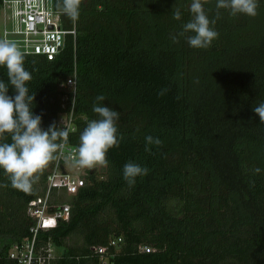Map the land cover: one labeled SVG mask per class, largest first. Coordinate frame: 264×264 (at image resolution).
<instances>
[{
    "label": "trees",
    "instance_id": "trees-1",
    "mask_svg": "<svg viewBox=\"0 0 264 264\" xmlns=\"http://www.w3.org/2000/svg\"><path fill=\"white\" fill-rule=\"evenodd\" d=\"M190 4L82 0L77 21L60 13L63 28L74 25V41L66 34L51 60L22 53L42 130L56 126L59 84L73 69L74 114L83 118L66 142L78 147L88 122L99 118L92 111L98 95L119 113V146L107 151L102 174L88 169L74 194L51 197L69 205V216L39 229L36 243L49 240L62 250L56 264H97L90 247L111 237L121 239L112 264H264V125L253 111L264 103V0L255 17L220 10L219 19L216 0H205L219 34L206 49L179 36ZM176 8L180 20L173 19ZM0 81L14 97L6 66ZM147 136L162 144L147 145ZM4 137L0 143H11ZM52 161L30 191L13 188L0 169V251L29 237L26 204L43 194ZM129 162L148 169L132 186L123 178Z\"/></svg>",
    "mask_w": 264,
    "mask_h": 264
},
{
    "label": "clouds",
    "instance_id": "clouds-1",
    "mask_svg": "<svg viewBox=\"0 0 264 264\" xmlns=\"http://www.w3.org/2000/svg\"><path fill=\"white\" fill-rule=\"evenodd\" d=\"M82 0H57V10L71 21L78 20ZM205 0H191L190 20L182 25L179 36L187 35V43L194 49H206L218 38V32L210 25L216 23L210 20L204 7ZM216 19L220 10H227L229 15L236 17L244 15L255 17L259 0H216ZM173 19H181V11L176 8ZM173 42L177 43L176 37ZM24 57L14 42L0 39V66H6L8 83L15 91L14 97L7 95L8 85L0 81V139L4 134L11 135V143H0V169L9 178L11 186L22 191H30L37 174L48 165L61 145L59 139H66L67 132L50 125L45 131L40 127L41 116L33 115L30 104L34 96L29 95L26 86L32 79L31 73L24 66ZM163 94V93H161ZM104 95H98L92 111L98 119L88 122L80 134V143L76 151L75 165L80 168H93L96 165L107 166V151L113 146L118 147L116 121L119 113L100 102L105 101ZM264 125V103L253 108ZM146 144L161 145L162 141L152 136L145 138ZM146 151L150 149L146 147ZM259 172V169L256 170ZM148 169L134 163H126L123 168V178L129 186L134 185L139 176L147 175Z\"/></svg>",
    "mask_w": 264,
    "mask_h": 264
},
{
    "label": "built area",
    "instance_id": "built-area-1",
    "mask_svg": "<svg viewBox=\"0 0 264 264\" xmlns=\"http://www.w3.org/2000/svg\"><path fill=\"white\" fill-rule=\"evenodd\" d=\"M0 39L14 42L22 53L44 54L51 60L62 49L66 34L74 41V25L69 29L62 27L61 15L53 8V0H1ZM62 91V110L57 114L56 127L64 129L67 135L75 131V120L83 118L74 114L76 90L75 71L59 84ZM67 104V107H65ZM61 147L53 153V161L45 176V190L42 195L30 199L26 204V214L33 220L28 228L29 237L11 242L5 252L0 251V264H56L62 250L49 240L36 243L39 229L55 227L59 221H67L69 205L51 202V197L59 193L74 194L80 186L86 171L75 165L77 146L60 139ZM120 237H111L105 245L91 246L97 255V264H112L111 258L118 250ZM143 252L151 251L147 245H139Z\"/></svg>",
    "mask_w": 264,
    "mask_h": 264
},
{
    "label": "rangeland",
    "instance_id": "rangeland-1",
    "mask_svg": "<svg viewBox=\"0 0 264 264\" xmlns=\"http://www.w3.org/2000/svg\"><path fill=\"white\" fill-rule=\"evenodd\" d=\"M1 18H2V14H1V12H0V32H1ZM91 169H93V171H95L97 174L98 173H100V174H102V172H103V170H104V167H103V165H96V166H94L93 168H91ZM71 242V240H67V242L66 243H70Z\"/></svg>",
    "mask_w": 264,
    "mask_h": 264
}]
</instances>
